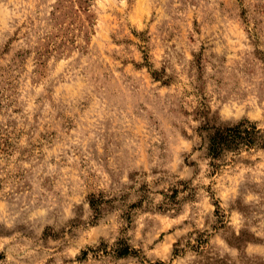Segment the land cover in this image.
<instances>
[{
  "label": "rangeland",
  "instance_id": "1",
  "mask_svg": "<svg viewBox=\"0 0 264 264\" xmlns=\"http://www.w3.org/2000/svg\"><path fill=\"white\" fill-rule=\"evenodd\" d=\"M243 119L264 0H0V264H264V151L205 149Z\"/></svg>",
  "mask_w": 264,
  "mask_h": 264
},
{
  "label": "trees",
  "instance_id": "2",
  "mask_svg": "<svg viewBox=\"0 0 264 264\" xmlns=\"http://www.w3.org/2000/svg\"><path fill=\"white\" fill-rule=\"evenodd\" d=\"M205 149L207 156L212 160H218L227 153H236L241 150L261 149L264 151V126L243 119L235 124L226 126H214L206 129ZM208 235L198 233L185 244H174L173 256L183 255L186 249L192 250L199 257L206 253ZM121 250L120 255L129 254V248Z\"/></svg>",
  "mask_w": 264,
  "mask_h": 264
}]
</instances>
